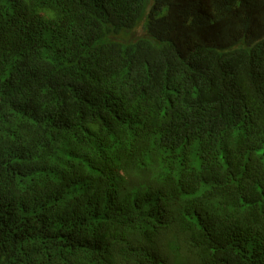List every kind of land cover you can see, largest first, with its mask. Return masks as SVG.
<instances>
[{
    "label": "trees",
    "instance_id": "16d2710c",
    "mask_svg": "<svg viewBox=\"0 0 264 264\" xmlns=\"http://www.w3.org/2000/svg\"><path fill=\"white\" fill-rule=\"evenodd\" d=\"M0 264H264V0H0Z\"/></svg>",
    "mask_w": 264,
    "mask_h": 264
}]
</instances>
